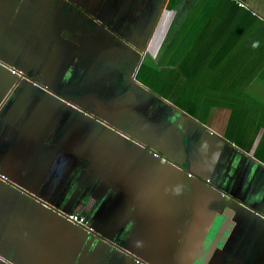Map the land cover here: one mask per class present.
Returning <instances> with one entry per match:
<instances>
[{
    "label": "crops",
    "instance_id": "0c3cea01",
    "mask_svg": "<svg viewBox=\"0 0 264 264\" xmlns=\"http://www.w3.org/2000/svg\"><path fill=\"white\" fill-rule=\"evenodd\" d=\"M0 264H264V0H0Z\"/></svg>",
    "mask_w": 264,
    "mask_h": 264
},
{
    "label": "built area",
    "instance_id": "2783aa9c",
    "mask_svg": "<svg viewBox=\"0 0 264 264\" xmlns=\"http://www.w3.org/2000/svg\"><path fill=\"white\" fill-rule=\"evenodd\" d=\"M16 69H14L15 71ZM65 217L76 224L82 225L84 227L87 228V230L89 231H93V228L89 225V223L87 222L86 216L82 215L80 213H66Z\"/></svg>",
    "mask_w": 264,
    "mask_h": 264
},
{
    "label": "rangeland",
    "instance_id": "374dc122",
    "mask_svg": "<svg viewBox=\"0 0 264 264\" xmlns=\"http://www.w3.org/2000/svg\"><path fill=\"white\" fill-rule=\"evenodd\" d=\"M147 63V62H146ZM87 222H88V219H87ZM89 223V222H88Z\"/></svg>",
    "mask_w": 264,
    "mask_h": 264
},
{
    "label": "water",
    "instance_id": "95a60500",
    "mask_svg": "<svg viewBox=\"0 0 264 264\" xmlns=\"http://www.w3.org/2000/svg\"><path fill=\"white\" fill-rule=\"evenodd\" d=\"M21 72V71H20Z\"/></svg>",
    "mask_w": 264,
    "mask_h": 264
}]
</instances>
